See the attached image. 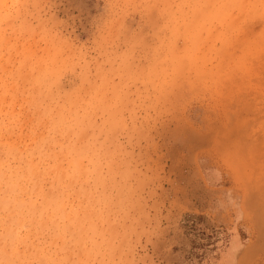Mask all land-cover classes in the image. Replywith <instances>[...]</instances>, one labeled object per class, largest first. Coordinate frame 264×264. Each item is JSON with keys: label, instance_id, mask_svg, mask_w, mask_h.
Segmentation results:
<instances>
[{"label": "rangeland", "instance_id": "obj_1", "mask_svg": "<svg viewBox=\"0 0 264 264\" xmlns=\"http://www.w3.org/2000/svg\"><path fill=\"white\" fill-rule=\"evenodd\" d=\"M0 264H264V0H0Z\"/></svg>", "mask_w": 264, "mask_h": 264}]
</instances>
